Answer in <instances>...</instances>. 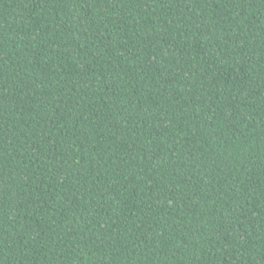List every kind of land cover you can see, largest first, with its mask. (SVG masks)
I'll return each mask as SVG.
<instances>
[{
    "label": "trees",
    "instance_id": "obj_1",
    "mask_svg": "<svg viewBox=\"0 0 264 264\" xmlns=\"http://www.w3.org/2000/svg\"><path fill=\"white\" fill-rule=\"evenodd\" d=\"M0 264H264V0H0Z\"/></svg>",
    "mask_w": 264,
    "mask_h": 264
}]
</instances>
